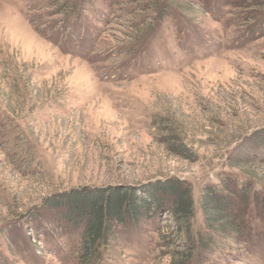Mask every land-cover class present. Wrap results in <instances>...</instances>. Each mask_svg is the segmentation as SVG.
<instances>
[{"label":"rangeland","instance_id":"374dc122","mask_svg":"<svg viewBox=\"0 0 264 264\" xmlns=\"http://www.w3.org/2000/svg\"><path fill=\"white\" fill-rule=\"evenodd\" d=\"M262 129L264 0H0V264H80L48 199L172 178L190 223L118 227L94 264H264V166L229 161ZM226 175L255 178L245 233L197 249L201 189Z\"/></svg>","mask_w":264,"mask_h":264},{"label":"trees","instance_id":"16d2710c","mask_svg":"<svg viewBox=\"0 0 264 264\" xmlns=\"http://www.w3.org/2000/svg\"><path fill=\"white\" fill-rule=\"evenodd\" d=\"M247 141L235 147L229 157L230 165L239 169L255 164L264 166V129L253 133ZM169 151L173 155L186 156L183 146L176 142L169 146ZM242 171L240 173L246 177L248 174ZM248 177L250 184L255 181L254 177ZM250 184H237L226 175L220 178L218 185L203 186L199 207L204 229L211 235L208 237L197 232V249L213 247L214 236L231 240L244 235L246 227L243 218L247 200L250 199ZM46 204L57 210L66 227L80 231V264L99 262L118 227L137 226L167 212L182 231L190 223L194 212L190 184L174 178L143 185L81 188L48 199Z\"/></svg>","mask_w":264,"mask_h":264}]
</instances>
